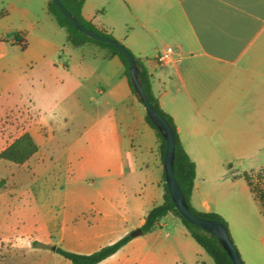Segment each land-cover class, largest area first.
<instances>
[{
  "label": "crops",
  "instance_id": "crops-1",
  "mask_svg": "<svg viewBox=\"0 0 264 264\" xmlns=\"http://www.w3.org/2000/svg\"><path fill=\"white\" fill-rule=\"evenodd\" d=\"M28 1L0 0V93L19 83L28 60L29 97L34 98L36 83L43 84L54 103L51 109L62 111L54 123L25 114L23 132L38 146L28 161L42 163L52 158L54 149L72 148L64 142L69 122L81 130L74 145L86 138L87 146L100 149L92 155L76 154L90 164L103 165L100 188L60 195L70 210L62 238L73 239L71 252L90 254L141 228L147 212L163 202L159 143L129 87L122 60L93 44L71 46L66 31L47 11L50 0L46 2L50 26L31 23L34 14ZM81 14L123 44L150 77L160 108L171 117L195 164L191 207L225 217L231 235L235 232L241 239L249 238L252 228L259 229L261 252L250 261L263 264L264 213L242 177L245 171L235 166L245 150L252 154L264 150V0H85ZM17 16L26 20V28L8 26L10 32L3 36L6 24ZM31 35L39 43L31 58L21 60L8 53L7 49L26 52ZM57 36L65 43L55 44ZM167 48L172 54L159 64L157 56ZM42 61L44 81L36 72ZM90 79L95 80L94 87L85 91ZM90 92L95 116L85 113L79 103ZM1 109L0 121L9 113H22ZM87 119L91 123L82 126ZM123 140L130 142V149L122 146ZM11 142L4 146L0 129V152ZM125 180L130 187H125ZM162 219L153 231L132 238L99 264H181L176 242L162 230ZM247 242L253 253V244ZM184 246L189 248L190 243L185 240Z\"/></svg>",
  "mask_w": 264,
  "mask_h": 264
},
{
  "label": "rangeland",
  "instance_id": "rangeland-1",
  "mask_svg": "<svg viewBox=\"0 0 264 264\" xmlns=\"http://www.w3.org/2000/svg\"><path fill=\"white\" fill-rule=\"evenodd\" d=\"M46 2L47 0H29L28 7L34 14L30 22L45 25L48 28L50 25L46 17ZM26 25V20L18 16L14 17L6 24L2 35L10 32L7 29L8 26L26 28ZM54 28L58 30L57 26ZM53 41L59 45L65 43L64 37L59 38V36ZM26 44L29 45V49L24 53L19 49H7V51L14 57L18 56L21 60H27L33 56V51L38 52L39 43L31 35L26 40ZM85 52L88 53V51ZM27 61L26 65L21 68L19 83L7 93H0V116L2 106L22 112L9 113L1 119L0 129L5 141L4 146L25 130L27 124L25 114L44 116L51 123L56 122L62 116L61 109H51L54 103L49 95V89L43 84L36 83L34 98L29 97V63ZM45 66L46 62L42 61L36 70L37 75L43 81ZM94 83L95 80L90 79L85 86V91L92 90ZM89 94L91 92L84 93L79 103L85 113L95 116V102L90 100ZM87 120L81 125H89L91 121ZM68 127L70 132L64 142L67 146L73 147L67 150L54 149L51 159H44L42 163L36 162L39 164L28 161L20 166L0 159V264H69L53 250V248L60 247L70 251L69 249L74 246L73 239L61 236L63 225L70 220L67 215L70 210L64 204L65 199L60 195L66 191L100 188L103 165L98 167L97 164H90L87 160L77 158L78 151L92 155L100 149L87 146L86 138L74 145L81 130L75 123L71 125L69 122ZM129 143L128 140H123L122 146L130 149ZM249 154H252V150H245L244 159L234 166L250 173L249 185L264 213V150L256 154L254 152L251 156H248ZM125 187H130L128 180H125ZM224 221L226 222L227 219ZM162 223L164 224L163 232L168 233L176 242L175 249L181 264H214L211 258L186 234L179 218L170 213L162 219ZM251 230L253 232L248 235L249 238L245 236L241 239L235 232H232V236L228 228L231 240L244 264H251L250 257L261 252L259 239L262 233L257 228ZM181 233H185L186 236L182 237ZM59 239L61 243L57 244ZM249 239L253 244V253H251L252 245L248 246L247 240ZM185 240L190 243L189 248L184 246ZM255 259L259 261L257 256ZM113 264H121V262Z\"/></svg>",
  "mask_w": 264,
  "mask_h": 264
},
{
  "label": "trees",
  "instance_id": "trees-1",
  "mask_svg": "<svg viewBox=\"0 0 264 264\" xmlns=\"http://www.w3.org/2000/svg\"><path fill=\"white\" fill-rule=\"evenodd\" d=\"M84 1L85 0H60L63 6L74 16V18L82 26L86 27L89 30H92L93 32L99 35L106 36L108 38L115 40L113 36L96 29L90 22L86 21L82 17L81 11H82ZM47 11L54 18L57 25L66 31L67 41L71 46L79 47L85 44H93V45L98 46L101 49L107 50L109 53L113 55H117L124 64L125 74L129 82V87L131 91L135 94L134 89L129 79L127 60L119 50H117L114 46L108 43L94 40L88 37L83 32L77 30L76 27L60 12V10L54 4L53 0H50L48 2ZM15 40H18L17 35H15ZM131 55L134 57V59L136 60L138 64L140 80H141L143 89L145 91V94L147 96L149 103L167 121V123L170 125L174 133V137H175L174 176L191 211L199 217L216 220L222 223L227 228L226 222L219 214L214 213V212H208V213L198 212L191 207L190 198L193 192V186H194V180H195V164L190 159L188 154L185 152L179 140V136L177 134L175 125L171 117L160 108L159 102L157 98L154 96L152 89H151L150 77L148 76L142 63L132 53ZM145 122L151 129L155 131V134H156V137L159 143V154L161 157V162L163 164L165 141L160 131L154 126V124L152 123V121L149 119V117L146 114H145ZM37 151H38V146L35 143L32 136L28 132H23L17 138H15L6 148H4L0 152V159L4 161H9L15 165H23L35 153H37ZM249 175L250 173H246V172L242 174V177L248 183H249ZM163 190H164L163 202L157 206L152 207L145 216L144 223L141 226V230L143 231V233H148V232L153 231L158 226L161 219L165 217L167 214L171 213L180 219L182 225L184 226V228L186 229L190 237L204 251V253L211 258L214 264H233L228 254L226 253L225 249L223 248L219 240L214 235L201 229L200 227L194 224L189 223L188 221H186L179 215L177 209L175 208L173 202L171 201V198H170V195L168 193L167 186L165 183L164 175H163ZM131 239L132 237L130 236V234H127L124 237L120 238L119 240L115 241L114 243L101 247L100 249L90 254H78V253L64 250L60 247H56L55 252L59 254L60 256H62L64 259H66L70 264H99L103 260L107 259L108 257L118 252Z\"/></svg>",
  "mask_w": 264,
  "mask_h": 264
},
{
  "label": "water",
  "instance_id": "water-1",
  "mask_svg": "<svg viewBox=\"0 0 264 264\" xmlns=\"http://www.w3.org/2000/svg\"><path fill=\"white\" fill-rule=\"evenodd\" d=\"M53 2L56 5V7L60 10V12L76 27L77 30L83 32L88 37L94 40L105 42L114 46L126 58L128 63L129 79L134 89V92L138 100L143 105L146 115L152 121L154 126L160 131L165 141V151L163 156V170L165 176V183L171 201L173 202L179 215L189 223L194 224L200 227L201 229L214 235L225 249L226 253L228 254L233 264H244L243 261L241 260V257L237 249L235 248L233 242L231 241V238L228 233V229L222 223L216 220L202 218L195 215L191 211L187 201L185 200L174 176V155H175L174 133L170 125L167 123V121L149 103L140 80L139 67L134 57L125 48V46L119 43L118 41L108 38L106 36L99 35L93 32L92 30H89L86 27L82 26L74 18V16L63 6L60 0H53ZM142 233L143 231L141 230V228H138L132 231L130 233V236L134 238L141 235ZM53 250H55V248H53Z\"/></svg>",
  "mask_w": 264,
  "mask_h": 264
},
{
  "label": "built area",
  "instance_id": "built-area-1",
  "mask_svg": "<svg viewBox=\"0 0 264 264\" xmlns=\"http://www.w3.org/2000/svg\"><path fill=\"white\" fill-rule=\"evenodd\" d=\"M172 54V48H167L160 55L157 56V62L159 64H164L167 62Z\"/></svg>",
  "mask_w": 264,
  "mask_h": 264
}]
</instances>
